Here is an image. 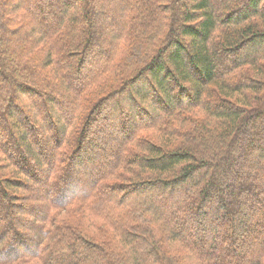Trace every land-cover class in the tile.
I'll return each mask as SVG.
<instances>
[{
  "label": "trees",
  "instance_id": "1",
  "mask_svg": "<svg viewBox=\"0 0 264 264\" xmlns=\"http://www.w3.org/2000/svg\"><path fill=\"white\" fill-rule=\"evenodd\" d=\"M0 264H264V0H0Z\"/></svg>",
  "mask_w": 264,
  "mask_h": 264
}]
</instances>
